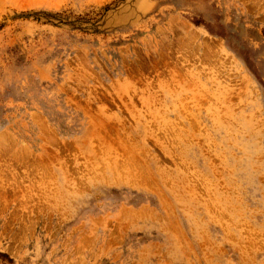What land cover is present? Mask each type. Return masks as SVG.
I'll use <instances>...</instances> for the list:
<instances>
[{
  "label": "rangeland",
  "instance_id": "obj_1",
  "mask_svg": "<svg viewBox=\"0 0 264 264\" xmlns=\"http://www.w3.org/2000/svg\"><path fill=\"white\" fill-rule=\"evenodd\" d=\"M0 264H264V0H0Z\"/></svg>",
  "mask_w": 264,
  "mask_h": 264
}]
</instances>
